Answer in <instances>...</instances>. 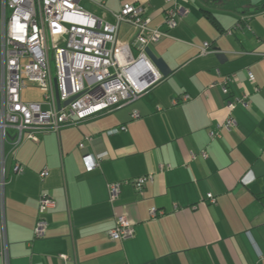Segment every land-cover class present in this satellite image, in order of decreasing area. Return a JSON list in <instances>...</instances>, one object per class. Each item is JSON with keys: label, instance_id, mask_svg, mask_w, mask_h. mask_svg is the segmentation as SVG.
Returning a JSON list of instances; mask_svg holds the SVG:
<instances>
[{"label": "crops", "instance_id": "0c3cea01", "mask_svg": "<svg viewBox=\"0 0 264 264\" xmlns=\"http://www.w3.org/2000/svg\"><path fill=\"white\" fill-rule=\"evenodd\" d=\"M133 1L146 7L150 27L166 34L149 47L170 74L155 67L162 79L135 102L59 133H37L38 142L24 139L14 154L9 139L0 249L6 239L9 264H264V0H253V13H236L233 2L180 1L189 14L173 29L165 23V0ZM81 6L110 23L120 11L119 0ZM136 35L122 24L118 38L128 44ZM205 43L211 50L202 54ZM151 78L148 72L141 80ZM244 96L249 107L233 111L238 126L228 132L227 103ZM86 155L98 161L93 172L86 171ZM44 169L49 174L41 179ZM144 176L152 180L139 192L132 181ZM114 183L121 191L112 203ZM43 195L55 205L38 238ZM121 215L135 234L114 241L108 232Z\"/></svg>", "mask_w": 264, "mask_h": 264}, {"label": "built area", "instance_id": "2783aa9c", "mask_svg": "<svg viewBox=\"0 0 264 264\" xmlns=\"http://www.w3.org/2000/svg\"><path fill=\"white\" fill-rule=\"evenodd\" d=\"M85 0H0V186L7 181L5 147L11 137L13 154L24 139L38 142L37 133L76 126L100 114L122 108L138 100L154 83L162 79L147 55L150 44L166 34L150 27L147 9L133 0H119L120 11L113 13L114 23L86 11L81 3ZM171 6L165 11V23L173 29L177 18L189 14L180 4L187 0H165ZM122 24L137 29L131 43H122L119 30ZM210 44L205 43L202 54L209 53ZM153 78L142 82L147 73ZM250 81L254 76L249 72ZM225 81L222 91L229 94ZM31 83L43 91L40 103L24 102L22 90ZM212 85L211 87H213ZM59 99V100H58ZM191 96L184 95L183 101ZM65 105L64 103L69 101ZM179 101L173 100V105ZM238 105L248 108L246 96L229 100V116L222 127L234 131L237 120L233 111ZM135 118L139 114L134 115ZM218 137L216 133L210 134ZM81 148L84 145H80ZM205 156V153H203ZM195 156V154L193 155ZM87 172L98 167L91 155L83 156ZM23 170L18 163L14 171ZM49 174L40 173L41 179ZM152 177L133 180L137 191L142 192ZM121 183L109 185L110 201L117 200ZM211 204L217 200L207 195ZM55 201L43 195L38 201V217L35 237H44L48 228L45 217ZM158 210L153 208L151 216ZM2 227L4 218L1 217ZM4 232V229H3ZM5 233V232H4ZM135 231L125 215L116 218L115 227L108 232L110 239L124 241ZM0 255L3 264L10 263L8 243L4 239Z\"/></svg>", "mask_w": 264, "mask_h": 264}, {"label": "water", "instance_id": "95a60500", "mask_svg": "<svg viewBox=\"0 0 264 264\" xmlns=\"http://www.w3.org/2000/svg\"><path fill=\"white\" fill-rule=\"evenodd\" d=\"M205 1H216V0H205ZM220 2H223V0H219ZM238 1L240 3V7H235V12L236 13H245L247 10H249V12H255V9H251L253 8L252 6V2L253 0H227V3L230 2H236ZM246 2L245 7L242 6V2ZM264 7V5H263ZM262 8V7H261ZM147 55L150 59V61L152 62V64L154 65V67H156L158 69V71H160L161 74H163L164 76L170 74L171 69L170 67H168V65L166 64V62L164 61V59L157 57L153 51L151 50L150 47L147 48ZM219 56H224V54H220ZM59 100V99H58ZM70 103V100L65 102L64 104L67 105Z\"/></svg>", "mask_w": 264, "mask_h": 264}, {"label": "rangeland", "instance_id": "374dc122", "mask_svg": "<svg viewBox=\"0 0 264 264\" xmlns=\"http://www.w3.org/2000/svg\"><path fill=\"white\" fill-rule=\"evenodd\" d=\"M231 5H234V7H238L239 2L236 1L234 3H231ZM43 96L44 94L41 88L31 83H27V86L22 90V97L24 102L40 103L43 101Z\"/></svg>", "mask_w": 264, "mask_h": 264}, {"label": "flooded vegetation", "instance_id": "af4514ba", "mask_svg": "<svg viewBox=\"0 0 264 264\" xmlns=\"http://www.w3.org/2000/svg\"><path fill=\"white\" fill-rule=\"evenodd\" d=\"M216 1L220 2L219 0H216ZM223 2H227V0H223Z\"/></svg>", "mask_w": 264, "mask_h": 264}, {"label": "trees", "instance_id": "16d2710c", "mask_svg": "<svg viewBox=\"0 0 264 264\" xmlns=\"http://www.w3.org/2000/svg\"><path fill=\"white\" fill-rule=\"evenodd\" d=\"M238 106H241V105H238ZM238 106H237V107H238ZM242 107H243V106H242ZM243 108H244V107H243Z\"/></svg>", "mask_w": 264, "mask_h": 264}]
</instances>
